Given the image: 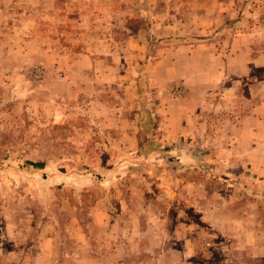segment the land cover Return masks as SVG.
Instances as JSON below:
<instances>
[{
    "label": "rangeland",
    "instance_id": "obj_1",
    "mask_svg": "<svg viewBox=\"0 0 264 264\" xmlns=\"http://www.w3.org/2000/svg\"><path fill=\"white\" fill-rule=\"evenodd\" d=\"M260 108L264 0H0V264H264Z\"/></svg>",
    "mask_w": 264,
    "mask_h": 264
},
{
    "label": "crops",
    "instance_id": "obj_2",
    "mask_svg": "<svg viewBox=\"0 0 264 264\" xmlns=\"http://www.w3.org/2000/svg\"><path fill=\"white\" fill-rule=\"evenodd\" d=\"M176 5H177V2H176ZM168 7L169 8H167V12L165 15L166 20L162 24L164 26H172L173 24L176 23L178 19H179L178 22H182L183 18L176 16V13L172 10L174 8L170 6ZM178 8H180V6ZM146 12H147L146 9L142 10V14ZM87 56L89 57L90 55H87ZM91 58L92 60H96L93 56ZM108 73L110 72H105V70H101L100 72V74L103 77L106 76ZM107 93H109L108 90L107 92L99 93L98 100H101L102 94H104V98L106 99L112 95V94H107ZM112 108H115V106ZM117 113H118V116L120 115V117L124 116L122 113H120V111ZM55 117L58 118L59 115H57L56 113ZM251 119H253V122H252L253 124L249 126L248 122L251 121ZM244 121L245 120H243V125L247 127L246 132L248 133V136L250 134V137H255L251 139V142H255V145H253L251 148H248L246 150H241L242 152H239L240 153L239 157L242 158L244 163H248V164H245V169L247 171L246 174L249 178L248 181L252 179L254 181H257L256 183H259V185L262 186V184H264V151L261 148L264 146V117H263L262 109L261 108L256 109L254 111V114L251 115V118L246 117V121L245 122Z\"/></svg>",
    "mask_w": 264,
    "mask_h": 264
}]
</instances>
